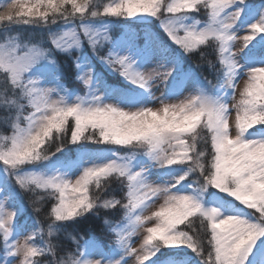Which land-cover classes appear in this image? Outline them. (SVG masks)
<instances>
[{
	"label": "snow or ice",
	"instance_id": "6c2138e0",
	"mask_svg": "<svg viewBox=\"0 0 264 264\" xmlns=\"http://www.w3.org/2000/svg\"><path fill=\"white\" fill-rule=\"evenodd\" d=\"M110 18L135 30L113 38ZM0 33V264H264V0H0ZM203 45L215 83L184 67ZM19 190L37 214L50 205L49 239ZM117 208L107 242L59 243L69 222Z\"/></svg>",
	"mask_w": 264,
	"mask_h": 264
},
{
	"label": "rangeland",
	"instance_id": "374dc122",
	"mask_svg": "<svg viewBox=\"0 0 264 264\" xmlns=\"http://www.w3.org/2000/svg\"><path fill=\"white\" fill-rule=\"evenodd\" d=\"M110 19H113V20L117 21V23H114L112 25L111 36L117 34L118 37H121L122 33L127 32L129 30V28H132V30H135L134 26L128 25L125 22V18H110ZM13 31H14V33H19L20 39L22 41H25V42H28V41H31V42L43 41L44 46L45 47H49V44H48V41H47V31H44L42 33L41 37L37 36V31H39V28H31V27H27V26H22V27H19L17 29H14ZM246 34H248V33L247 32H239V33H237V35H238V37H240V39H237V41L235 42L234 47H233V51L236 52L237 55H239V51L238 50H239L240 47H242V44H243L242 36L246 35ZM2 38H3V34L0 33V39H2ZM81 40L83 42V47H82L83 53L85 55L91 56L92 52H91V49H90V47H89V45L87 43V39L85 37H83L82 34H81ZM74 54L75 55H79L80 51L77 50ZM56 59L58 60V62L60 64V67L62 69L63 74L66 73V75H69L73 71V64H72L73 57L58 53L56 55ZM185 59L187 60L188 58L185 57ZM217 67H219L218 64H217ZM97 69H98V67H97ZM209 73L211 75L214 74L212 70H210ZM198 74H199V72H198ZM204 77H206L208 80H211L205 73H204ZM63 83H64L65 87L68 88L69 90L71 89L72 86H74L73 82L66 81L64 79H63ZM243 86H244V81L241 80L240 81V88H242ZM162 90H163L162 86L153 88V91L155 92V94L157 96L160 95V92ZM185 95H187V93H185ZM238 98H239V89L237 90V99ZM0 130L2 131L1 133H7L8 132V129L6 128L4 123H3V126L0 127ZM111 187L114 190V193H113L114 198H116V199L121 198L122 197V192L120 191L119 184L118 183H113ZM19 194L21 196V190H19ZM24 206H25L26 211H27L28 214L38 217L37 213H35L32 209L27 208L25 204H24ZM49 207H50V205H48L47 211H49ZM97 211H98V216L97 215L88 214L87 216H89V217H87V216H86L87 218L82 217V218H80L78 220V222L73 223V224L79 223L80 226H81V223L84 222L83 224L85 226H88L90 224H93V220L90 217H92L93 219H96L98 221V223H96V224H98L97 225L98 226L97 231H95L96 227L94 228V230H92V229L91 230L87 229L86 231L84 230L80 234L83 237L93 236L94 234L92 232L94 231V232L97 233L94 236H97V237L101 236L100 238L103 239V236L104 237L108 236L107 235V230H106L105 225H104V217L107 216L108 218L119 219L120 215L122 214V210H121V214H119V211H120L119 208H117V210L114 213H113L112 210H105V209H99ZM85 219H86V221H85ZM40 222H41L42 226L45 227V236H46L45 240H47V239H49L47 237V235H46V225L48 223V220L46 218H43L42 220H40ZM69 223L71 225H73L72 222H69ZM181 227H183V225H181ZM37 239H38V242H39V238H37ZM134 240L136 242L134 243L133 246L134 247H138L139 243L141 242V237L138 235L137 237H134ZM72 247H73V244L71 242V245L69 246V248H72Z\"/></svg>",
	"mask_w": 264,
	"mask_h": 264
},
{
	"label": "trees",
	"instance_id": "16d2710c",
	"mask_svg": "<svg viewBox=\"0 0 264 264\" xmlns=\"http://www.w3.org/2000/svg\"><path fill=\"white\" fill-rule=\"evenodd\" d=\"M102 2H106V3H110L111 2V0H102ZM44 31H46L45 29H41V28H39V31H37V36L38 37H41V35H42V33L44 32ZM202 48H205L206 49V55H205V58L202 60L201 59V57H200V55L198 54V53H196V54H191V55H187L186 54V56L188 57V58H190V60L191 61H193V62H195L194 63V66L198 69V70H200V72H201V75L204 77V73L211 79V81H213V80H215V77H214V74L213 75H211L210 73H209V71H210V69H209V67H208V64H207V60H213V61H215V56H214V54L212 53V51H211V49H208L207 48V45H203L202 46ZM193 65V64H192ZM198 65H200L199 67H198ZM5 112L3 111V109H0V127L1 126H3V120H4V117H5ZM1 131V130H0ZM92 147H96L95 145H93ZM114 193V192H113ZM39 194V193H38ZM30 197H31V199H35V197L33 196V194L32 193H28V192H24L23 190H21V196H20V198H21V200L23 201V204H25L26 205V207L27 208H30V209H32L33 210V205H32V203H31V199H30ZM48 205L49 204H44L43 205V207H42V209H41V212L39 213V214H37V218L39 219V220H42L43 218H45V213L46 212H48L47 211V208H48ZM87 217H89V216H87ZM87 217H85V218H87ZM92 220H93V224H90V225H88V226H85L83 223L84 222H82L81 223V226H80V224L79 223H76V224H73V225H71V224H69L68 226L69 227H67V228H69V229H66V231L65 232H61V233H59L58 234V239H59V243L64 247V248H69V243L71 242V240L68 238V236H67V233H73V232H78V231H86L87 229L88 230H94V228H95V231H97V228H98V224H96V223H98V221L96 220V219H93L92 217H90ZM85 221H86V219H85ZM46 237V236H45ZM45 237H44V239H45Z\"/></svg>",
	"mask_w": 264,
	"mask_h": 264
}]
</instances>
